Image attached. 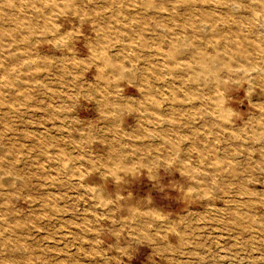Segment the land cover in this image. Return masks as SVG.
<instances>
[{"label": "rangeland", "instance_id": "1", "mask_svg": "<svg viewBox=\"0 0 264 264\" xmlns=\"http://www.w3.org/2000/svg\"><path fill=\"white\" fill-rule=\"evenodd\" d=\"M0 264H264V0H0Z\"/></svg>", "mask_w": 264, "mask_h": 264}]
</instances>
